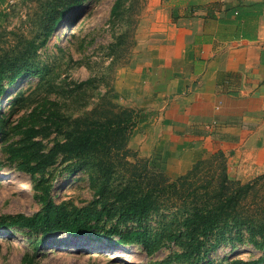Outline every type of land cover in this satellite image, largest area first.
I'll list each match as a JSON object with an SVG mask.
<instances>
[{"label": "rangeland", "instance_id": "374dc122", "mask_svg": "<svg viewBox=\"0 0 264 264\" xmlns=\"http://www.w3.org/2000/svg\"><path fill=\"white\" fill-rule=\"evenodd\" d=\"M69 2L74 5L54 23ZM114 4L0 1V264H264V172L242 181L253 188L242 190L238 227L232 218L206 234L183 225L196 194L217 188L224 165L219 150L171 174L186 166L176 160L180 154L143 146L146 130L137 123L107 150L80 158L59 154L32 173L20 167L21 151L47 154L66 128L122 117L132 108L120 99L118 81L163 35L152 29L145 0H121L115 11ZM17 65L25 73L13 75ZM31 127L39 130L34 137ZM148 186L156 207L139 216L127 198ZM50 201L66 212L91 213L94 233H45L13 221L19 213H40ZM116 229L144 230L147 244L119 241Z\"/></svg>", "mask_w": 264, "mask_h": 264}, {"label": "crops", "instance_id": "0c3cea01", "mask_svg": "<svg viewBox=\"0 0 264 264\" xmlns=\"http://www.w3.org/2000/svg\"><path fill=\"white\" fill-rule=\"evenodd\" d=\"M145 2L163 37L118 81L122 102L144 111L143 146L178 152L186 166L171 174L218 150L230 177L263 173L264 0Z\"/></svg>", "mask_w": 264, "mask_h": 264}, {"label": "trees", "instance_id": "16d2710c", "mask_svg": "<svg viewBox=\"0 0 264 264\" xmlns=\"http://www.w3.org/2000/svg\"><path fill=\"white\" fill-rule=\"evenodd\" d=\"M1 1V0H0ZM121 4V0H116L113 10L117 9V5ZM74 2L60 10L59 15L54 17V23L62 20L65 13L71 9ZM23 65H17L13 69V75L25 73ZM4 71L0 69V79L3 77ZM139 109H125L124 115L109 116L104 120L93 119L84 125L76 128H66L63 140L57 139L47 154H41L33 149L21 151L20 167L28 172H35L43 165L48 164L54 157L59 154H66L72 157H85L92 152H98L109 149L112 145H118L120 138L130 135L137 125L139 118ZM54 123H58V118H53ZM30 137L38 134L39 130L29 128ZM1 132V123H0ZM36 144V140H33ZM127 146V139L122 143V147ZM36 152V153H35ZM222 155L224 161L223 172L217 180V188L208 190L204 196L196 194V203L192 206L189 215L184 220L186 229L200 231L206 234L217 228L221 222H229L232 218L234 226L238 227V205L242 197V190L253 188V182L242 183L239 179L231 178L228 174L227 156L222 150L218 151ZM192 170L190 171V174ZM128 187H124L119 193L125 192ZM129 193V192H128ZM157 196L155 190L148 186L138 195L127 198V207L130 211L135 212L139 216H146L155 210ZM91 213L66 212L62 210L54 202H49L43 211L34 215L19 213L13 216V221L21 226L29 228L43 229L45 233L68 230L75 236L94 233V226L90 222ZM120 240L122 242L136 241L143 245L147 244L146 232L144 230H129L120 232ZM26 264V263H23ZM28 264H32L31 262Z\"/></svg>", "mask_w": 264, "mask_h": 264}]
</instances>
